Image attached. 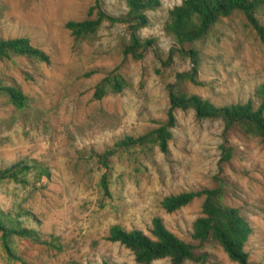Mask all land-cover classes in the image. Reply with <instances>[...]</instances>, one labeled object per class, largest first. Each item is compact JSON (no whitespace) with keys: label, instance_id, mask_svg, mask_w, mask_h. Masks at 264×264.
Returning a JSON list of instances; mask_svg holds the SVG:
<instances>
[{"label":"rangeland","instance_id":"obj_1","mask_svg":"<svg viewBox=\"0 0 264 264\" xmlns=\"http://www.w3.org/2000/svg\"><path fill=\"white\" fill-rule=\"evenodd\" d=\"M95 1L114 19L127 10L123 0H0V37L23 36L49 56L48 63L19 55L0 61V77L18 84L28 98L17 109L0 97V168L25 159L49 169L39 180L28 174L25 186L0 180V208L31 213L36 222L22 219L23 225L58 236L61 246L47 251L20 242L22 257L29 264H139L128 248L105 239L107 230L116 224L147 234L151 219L161 217L192 246L193 256H200L182 264H236L217 243L190 238L202 196L169 213L158 205L169 193L220 186L222 203L237 208L251 226L243 247L249 261L264 264V141L259 137L236 126L224 130L220 118L196 119L192 110L175 108L167 154L138 146L113 149L106 168L98 157L122 135L144 134L165 122L167 86L176 82L177 72L193 67L181 49L199 53V85L177 82L184 93L215 105L255 101L253 89L264 81V42L244 14L234 12L200 42L176 44L162 23L181 0H159V8L146 13L147 26L137 31L140 40L153 41L141 48L140 58H132L122 53L129 40L126 23L102 20L94 34L78 40L64 28L67 21L92 17ZM254 16L264 26V6ZM111 71L121 73L127 85L119 94L93 99L95 82ZM221 145L230 152L225 161ZM103 173L107 192L100 184ZM0 264L18 262L0 246ZM150 264L171 263L160 258Z\"/></svg>","mask_w":264,"mask_h":264},{"label":"trees","instance_id":"obj_2","mask_svg":"<svg viewBox=\"0 0 264 264\" xmlns=\"http://www.w3.org/2000/svg\"><path fill=\"white\" fill-rule=\"evenodd\" d=\"M95 13L78 21H67L64 28L75 39L86 38L95 33L102 20L123 22L127 24L129 33L128 44L122 48L123 55L129 54L132 58H140L141 48L151 43V39L140 40L137 31L147 26L146 13L159 8V0H123L127 8L123 16L114 19L105 15L95 1ZM264 6V0H181L178 4L167 10V15L162 23V30L169 35L176 44L182 42L192 44L204 39L212 26L223 17H229L234 12H242L247 23L255 30L259 39L264 42V26L254 16V12ZM178 49H175L177 51ZM172 49L167 58L170 60ZM179 51V50H178ZM185 57L193 64L188 72H177L176 82L167 86L168 107L165 122L149 132L130 135L125 134L114 142L110 149L99 154V163L106 168L105 161L113 152V149L138 146L148 151L157 148L159 152L167 154L168 140L171 137L170 128L174 125L173 110H192L196 119L220 118L223 129L232 126L238 127L242 132L259 137L264 141V81L258 83L253 89V97L239 103L227 105H215L209 99L195 94H186L178 88V83L187 81L193 85H199L195 74L199 53L196 49H181ZM11 55H19L31 63H48L49 56L42 49L32 46L27 38L0 37V61L10 58ZM127 85L125 77L121 73L111 71L103 75L95 82L92 90V98L100 99L107 95L119 94ZM0 97L4 98L14 108L20 109L27 105L28 98L23 94L18 84L11 79L0 77ZM222 149L223 161L229 158V150ZM33 173L36 180L41 175L48 177L49 169L41 162L33 160H15L0 168V180H11L25 186L26 176ZM100 184L104 192L106 189V174H101ZM200 215L191 223L190 238L199 244L205 241L217 243L227 258L236 264H256L249 261L248 254L244 250L247 237L251 233V226L243 214L235 207L222 203L220 186L205 187L197 191H178L161 197L158 205L164 212H173L186 206L195 198H200ZM36 222V217L19 208L5 211L0 208V246L6 257L18 264H29L22 257L19 247L20 242L31 246L41 247L50 251H61L58 236L52 233H43L32 227H26L22 219ZM105 239L116 242L128 248L133 260L139 264H150L160 258H168L171 264H182L186 260L198 261L194 257L192 246L182 241L173 232L168 230L161 217H153L147 234L140 229H125L119 225H112L107 230ZM77 264V263H72ZM105 264V263H101Z\"/></svg>","mask_w":264,"mask_h":264}]
</instances>
